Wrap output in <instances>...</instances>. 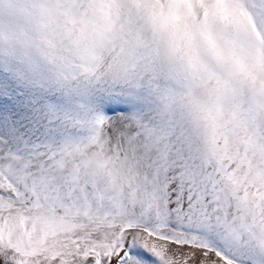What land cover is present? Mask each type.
I'll list each match as a JSON object with an SVG mask.
<instances>
[{"label": "snow or ice", "instance_id": "6c2138e0", "mask_svg": "<svg viewBox=\"0 0 264 264\" xmlns=\"http://www.w3.org/2000/svg\"><path fill=\"white\" fill-rule=\"evenodd\" d=\"M0 264H264V0H0Z\"/></svg>", "mask_w": 264, "mask_h": 264}]
</instances>
